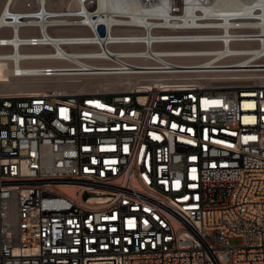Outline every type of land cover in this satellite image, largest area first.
Segmentation results:
<instances>
[{
	"label": "built area",
	"instance_id": "1",
	"mask_svg": "<svg viewBox=\"0 0 264 264\" xmlns=\"http://www.w3.org/2000/svg\"><path fill=\"white\" fill-rule=\"evenodd\" d=\"M75 1L12 77L122 81L0 91V264H264V1Z\"/></svg>",
	"mask_w": 264,
	"mask_h": 264
},
{
	"label": "bare ground",
	"instance_id": "2",
	"mask_svg": "<svg viewBox=\"0 0 264 264\" xmlns=\"http://www.w3.org/2000/svg\"><path fill=\"white\" fill-rule=\"evenodd\" d=\"M258 2L264 1V0H256ZM30 3L29 5L35 6L37 4L36 10L32 11V14H20V15H10L3 19L4 16L2 14L6 13L5 11L10 8L13 9H22L24 8L25 11L23 13H26L27 3ZM27 3H24V5L20 8L15 7V0H0V43L2 42H11L13 45H5L0 46V91H9V90H33V91H40L43 89V87H52V88H58L60 91L67 92V89L65 88L67 85H71L78 82L79 79H74L75 77L69 76L67 72H64L63 74H66L68 76H51L48 77L50 79H55L53 83L50 84H42V87L33 89V88H27L22 87L21 84L13 86L10 84L11 80H17L13 78L14 69H18L19 71L24 70L25 72L32 71L37 67H53V69H66L68 64L63 61L59 60H51L47 59L49 57V50H46L43 47H36V46H18L19 39H20V33H25V25L27 24H39L41 20L46 18V20L49 21H56L57 20V8L60 6H50V3H53L54 0H30ZM75 0H69L67 1L66 5L68 7H74ZM97 6L99 8H102L104 10L109 11H124L129 12L130 9H137L138 8V2L136 0H95ZM64 2H61L63 4ZM217 5L230 8L239 6L240 3L238 0H219ZM26 7V8H25ZM3 11V12H2ZM2 13V14H1ZM1 25H5V28L2 29ZM4 34L6 35L7 40L4 39ZM197 45V44H196ZM203 45V44H198ZM183 47H189L193 46V44H183L181 45ZM20 55L27 56L28 58H39L38 60H21ZM241 58L230 60V62H235L240 60ZM180 63H189V62H180ZM90 64L94 68L92 72H90L91 76L93 75H100L98 78H104V80L101 82L96 83L94 86L95 89H103L104 87H108L109 85H116V79H114V76H110L105 74L103 70H99L98 68H103L101 65L103 63L91 60ZM234 65V64H232ZM72 75V73H70ZM104 76V77H103ZM85 77V76H84ZM109 77V78H108ZM83 78V77H82ZM107 78V79H105ZM111 78V79H110ZM120 78L121 77H115ZM118 79V80H120ZM127 81H129L131 78L126 77ZM122 81V80H121ZM15 82V81H14ZM120 82V81H119ZM118 83V81H117ZM44 85V86H43ZM85 87V86H84ZM82 87V88H84ZM93 87V86H92ZM91 86L89 87V89ZM92 88V90L94 89Z\"/></svg>",
	"mask_w": 264,
	"mask_h": 264
},
{
	"label": "rangeland",
	"instance_id": "3",
	"mask_svg": "<svg viewBox=\"0 0 264 264\" xmlns=\"http://www.w3.org/2000/svg\"><path fill=\"white\" fill-rule=\"evenodd\" d=\"M28 1L30 0H15V7L17 8H20L24 5V3H27ZM67 1L69 0H54L53 3H50V6H59L61 5V2H64V4L67 3ZM66 2V3H65ZM30 4L29 2L27 3V5ZM37 6V4H35ZM100 75H89V76H85V77H79V78H74V79H79L78 82H76L73 86V84L71 85H67L65 88L67 89V92L71 91V90H76V89H81L82 87H84L85 89L88 88L91 86L90 89L94 88V86L96 85V83L98 82H102L104 80V78H98ZM104 77V76H103ZM109 78V77H108ZM107 79V78H105ZM111 79V78H110ZM116 79V85L119 83V81L121 82V79L120 78H115ZM120 79V80H118ZM15 81V82H14ZM53 81H55V79H50L48 77H26V78H23V79H17V80H11L10 81V84L13 85V86H16V85H19L21 84V86L23 87H27V88H33V89H36V88H39V87H42L41 85L42 84H50V83H53ZM118 81V83H117ZM43 85V86H44ZM93 86V87H92ZM43 88H46V87H43ZM93 90H97V89H93ZM101 90V89H99ZM33 91V90H32Z\"/></svg>",
	"mask_w": 264,
	"mask_h": 264
}]
</instances>
